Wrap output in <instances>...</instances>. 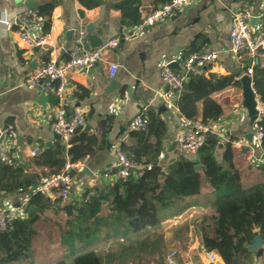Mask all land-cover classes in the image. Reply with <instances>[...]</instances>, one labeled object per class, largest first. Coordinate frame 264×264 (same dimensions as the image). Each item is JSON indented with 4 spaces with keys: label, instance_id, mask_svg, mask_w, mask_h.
Instances as JSON below:
<instances>
[{
    "label": "crops",
    "instance_id": "obj_1",
    "mask_svg": "<svg viewBox=\"0 0 264 264\" xmlns=\"http://www.w3.org/2000/svg\"><path fill=\"white\" fill-rule=\"evenodd\" d=\"M167 1L0 0V145L15 156L16 164L25 166L26 173L39 177V183L50 171L47 166L36 163L35 156L60 141L52 130L58 98L29 88L25 81L29 73L51 59H67L68 51L82 31L83 44L88 50L113 37H119L121 43L95 68L79 69L70 74L67 113L80 108L86 115L85 126L73 137L102 136L106 132L105 145L83 159L87 167L85 173L75 174L73 201H80L88 189L113 185L118 180L104 169L116 157L117 149L123 150L124 146H134L138 142L136 132L131 131L129 125L139 114L149 117V112H154L166 123L161 151L164 158L159 162L168 163L180 155L194 158L195 155L178 146L180 96L173 99L166 95L169 87L160 72L167 63L183 72L188 55L206 50L218 51L222 66L210 68L203 74L205 77L209 78L213 73H238L235 77L237 85L213 95L222 107V114L210 121L213 133L220 141L217 158H222L224 146L230 144L241 183L249 186L264 180V150L255 146L253 136H250L256 125L248 105L253 96L247 94L242 82L252 58L247 52L234 55L230 38L233 15L245 6L254 15L250 22L253 32L264 35V18L257 17L264 0H190L166 21L139 28L146 14ZM30 2L35 3L33 9L53 5L50 16L43 15L42 22L30 27L33 36H53L54 45L48 49L29 46L20 39L16 29H9L4 22L14 18L18 11L28 9L26 4ZM108 62L119 65L113 76L109 74ZM251 87L255 92L252 81ZM256 95L255 92V99ZM198 111L196 118L201 119V103ZM35 149L38 152L32 155L31 151ZM198 170L203 174L200 164ZM164 179L165 175L161 174L159 181ZM215 196L204 179L200 194L186 198L165 214L164 222L169 223L170 228L167 232L169 235L178 232V235L172 249L163 254L162 264H168L166 257L172 251L179 264H227L217 252L212 261L202 239L201 226L212 214L209 203ZM0 198L8 205L18 207V217H28V204L22 193L0 191ZM184 206V212L176 214ZM64 218L62 212L49 210L43 213L37 222L38 235L33 240V248L55 247L63 254L58 228ZM257 231L247 251L233 264H264V232ZM31 259L36 264L45 263L36 258L35 251ZM19 261L25 264L28 260ZM160 263L153 260L151 264Z\"/></svg>",
    "mask_w": 264,
    "mask_h": 264
},
{
    "label": "trees",
    "instance_id": "obj_2",
    "mask_svg": "<svg viewBox=\"0 0 264 264\" xmlns=\"http://www.w3.org/2000/svg\"><path fill=\"white\" fill-rule=\"evenodd\" d=\"M38 9L42 15L50 16L53 5ZM236 76L238 73H213L209 78L191 75L178 101L181 116L198 117L201 103V119L204 122L216 120L222 114V107L213 95L237 85ZM252 85L264 102V66L260 63L254 67ZM260 124L264 127V118ZM166 130L165 121L158 114L149 112L148 129L134 131L138 142L123 147L129 158L151 165L152 168L146 169L142 176H130L113 185L94 187L91 189L93 195L88 198L85 192L80 201L51 199L40 193L31 195L28 217H17L10 228L0 230L1 264L19 260L36 264L31 257L33 240L38 235L37 222L49 210L65 214L64 222L58 228L65 255L55 264H151L153 260L162 264L164 243L158 229L165 214L186 198L200 194L204 179L216 196L209 203L212 214L201 226L203 244L208 251L217 252L227 264L237 261L247 251L257 229L264 232V180L244 186L234 164L231 145L224 146L219 160L216 153L220 141L212 132L195 154L196 161L193 156L180 155L168 163L159 162L157 157L162 151ZM105 134L75 136L69 147L58 141L36 155L35 162L47 166L51 173L60 172L66 162L83 160L103 147ZM199 164L203 174L196 169ZM161 174L165 175L163 181H159ZM38 184L39 177L26 173L25 166L0 164V191L11 193L20 188L28 191ZM185 209V206L179 208L176 214ZM147 255L153 259L147 260Z\"/></svg>",
    "mask_w": 264,
    "mask_h": 264
},
{
    "label": "built area",
    "instance_id": "obj_3",
    "mask_svg": "<svg viewBox=\"0 0 264 264\" xmlns=\"http://www.w3.org/2000/svg\"><path fill=\"white\" fill-rule=\"evenodd\" d=\"M190 0H169L161 6L152 9L142 21L139 28L152 26L166 21L170 16L181 11ZM258 18H264V5ZM254 15L248 6H245L233 15L232 26L230 30L231 52L240 56L242 52H247L252 58L251 65L246 69V76L252 81L254 67L257 63L264 66V35L254 33L251 27V20ZM44 16L39 9H22L15 14L14 18L5 19L4 22L9 29H16L20 39L31 47H40L48 49L54 45V38L51 34L33 36L30 32L31 25L42 22ZM76 40L74 46L68 51L67 59L50 61L33 70L26 78V85L29 88H37L44 94L55 95L58 98V109L52 122V130L58 136L60 141L68 146L71 139L86 124V115L80 108H75L67 113L68 105L67 85L69 84L70 74L79 69H92L104 62L109 51L117 49L120 46L121 39L113 37L104 40L95 48L86 49L83 44V34ZM109 74L115 75L118 70V64L108 62ZM222 62L219 53L216 50L199 51L190 54L185 61L183 72H178L172 64H165L160 72V76L168 84L166 95L169 98H178L188 77L196 74H206L212 67H220ZM256 125L253 133V143L257 147H262L264 141V127L260 124L264 118V102L256 95ZM149 117L145 114H139L130 123L131 131H146L148 129ZM179 127L181 129L178 137V146L181 150L195 155L205 144L209 133H213L210 122H204L199 118H188L180 116ZM37 150L31 151L32 155L37 154ZM164 154L160 152L158 160L161 161ZM264 161V160H263ZM0 164H16L15 156L0 145ZM151 165L145 162H136L129 158L121 149H117L116 157L105 167V172L114 175L118 180L126 181L130 176H142L146 169H151ZM87 167L84 160L76 162L68 161L63 169L57 173L49 174L40 182V184L31 187L28 191L22 188L18 192L25 196V204L31 195L40 193L49 198H61L63 201L72 200V192L75 185V174L85 173ZM88 198L94 191L86 190ZM18 207L8 205L0 198V230H6L12 226L17 216ZM209 258L214 261L217 257L215 251L208 252ZM168 264H179L175 261V252L167 254Z\"/></svg>",
    "mask_w": 264,
    "mask_h": 264
},
{
    "label": "rangeland",
    "instance_id": "obj_4",
    "mask_svg": "<svg viewBox=\"0 0 264 264\" xmlns=\"http://www.w3.org/2000/svg\"><path fill=\"white\" fill-rule=\"evenodd\" d=\"M167 230L170 231L169 223H167V222H163L161 224L160 228L158 229V234L162 235V238H163V243H164V250L163 251H164V253L172 249L171 246L174 242L173 240L176 239V237H177L176 235H178V232L170 233V235H169V233H168L169 231L167 232ZM179 234L182 235L183 233H179ZM104 248L106 249V246ZM34 251H35L36 258L43 259L45 261V263H43V264H54L53 260L56 261L57 259L61 258L63 255H65L64 253L61 254L60 251H58V249H56L55 247H50V248L38 247V248H34ZM146 259L152 260L153 257L147 255ZM148 262H150V261H148ZM15 263L16 264H24V261H18ZM0 264H1V262H0Z\"/></svg>",
    "mask_w": 264,
    "mask_h": 264
},
{
    "label": "water",
    "instance_id": "obj_5",
    "mask_svg": "<svg viewBox=\"0 0 264 264\" xmlns=\"http://www.w3.org/2000/svg\"><path fill=\"white\" fill-rule=\"evenodd\" d=\"M35 3L34 2H30V3H27L26 6L30 9H32L34 7ZM173 65V64H172ZM242 82L244 84V87H245V90L247 92V94L250 96H253L252 100L250 101V103L248 104L249 105V109H250V112L254 115V119H256V116H257V113H256V99H255V92L253 91L252 87H251V78L249 76H244L242 78ZM250 136H253V134L251 133ZM197 156L195 155L194 156V161L197 160ZM196 169H199V165H196ZM87 170V169H86ZM33 209V207H32Z\"/></svg>",
    "mask_w": 264,
    "mask_h": 264
},
{
    "label": "clouds",
    "instance_id": "obj_6",
    "mask_svg": "<svg viewBox=\"0 0 264 264\" xmlns=\"http://www.w3.org/2000/svg\"><path fill=\"white\" fill-rule=\"evenodd\" d=\"M6 22V21H5Z\"/></svg>",
    "mask_w": 264,
    "mask_h": 264
}]
</instances>
